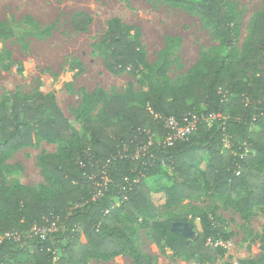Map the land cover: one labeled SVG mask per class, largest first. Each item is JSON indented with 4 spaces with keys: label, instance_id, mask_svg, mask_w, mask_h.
<instances>
[{
    "label": "trees",
    "instance_id": "16d2710c",
    "mask_svg": "<svg viewBox=\"0 0 264 264\" xmlns=\"http://www.w3.org/2000/svg\"><path fill=\"white\" fill-rule=\"evenodd\" d=\"M178 1L201 14L227 45L234 44L233 17L223 0ZM91 21L87 13H76L72 26L84 31ZM105 41L112 72L136 70L145 61L144 49L119 17L109 21ZM98 94L101 115L86 117L81 133L54 93L0 98V161L38 138L64 143L59 153L40 158L44 175L57 184L46 193L7 182L0 169V264H86L126 253L135 264H152L149 253L134 248V223L184 260L218 257L223 248L215 243L228 238L220 226L203 216L201 231L189 239L175 227L194 222L193 213L160 219L151 194L163 192L168 204L179 206L203 189L213 190L244 215L264 206V10L240 58L203 60L187 85L153 88L142 99L131 84L126 95L109 96L102 89ZM195 112L196 132L167 143L166 119L182 125ZM217 114L221 117L209 122L202 117ZM144 143L147 149L137 155ZM164 168H170L168 182L153 186L149 180ZM53 223L56 230L45 237L32 231ZM260 248L264 251V234Z\"/></svg>",
    "mask_w": 264,
    "mask_h": 264
},
{
    "label": "rangeland",
    "instance_id": "374dc122",
    "mask_svg": "<svg viewBox=\"0 0 264 264\" xmlns=\"http://www.w3.org/2000/svg\"><path fill=\"white\" fill-rule=\"evenodd\" d=\"M223 3L233 17L232 46L201 14L178 0H0V98L54 93L67 120L81 133L86 117L101 115L100 89L109 96L126 95L131 84L133 93L142 99L153 88L187 85L205 59L240 58L248 47L253 22L264 10V0ZM80 12L92 18L84 31L72 26L73 16ZM114 17L129 27L131 37L145 51V61L136 70L127 68L114 73L107 66L105 34ZM203 108L202 105L198 110ZM193 114L198 121V113ZM225 142H229L228 138ZM63 145L58 140L38 138L35 145L11 151L0 161L4 180H18L22 186L41 193L57 188L44 175L40 158L59 153ZM146 149L147 144H141L136 154ZM167 172L170 168H164L150 183H167ZM151 199L160 219L193 213L194 222H181L175 227L189 239L201 231L203 216L211 218L228 237L218 240L223 248L218 257L184 260L166 244L157 245L147 236L145 227L134 223V248L140 250L138 253H149L152 264H254L258 259L264 260L260 248L264 206L244 215L213 190L204 189L179 206L168 204L165 194L157 190ZM86 264H135V259L126 253L108 259L90 258Z\"/></svg>",
    "mask_w": 264,
    "mask_h": 264
},
{
    "label": "built area",
    "instance_id": "2783aa9c",
    "mask_svg": "<svg viewBox=\"0 0 264 264\" xmlns=\"http://www.w3.org/2000/svg\"><path fill=\"white\" fill-rule=\"evenodd\" d=\"M216 117H221V115L217 114V115L206 116L203 119L209 122L210 120ZM261 118L264 119V113L261 114ZM254 120L257 121L256 117L254 118ZM167 123H169V125ZM166 124L167 126H169L167 128L170 130L168 137L166 139V142L171 144L176 140H184L188 138V136L191 135L192 131L197 130L199 119L197 121L195 118V115L193 113H189L184 116L182 125H180V123L174 117L167 118ZM227 144H229V142H227ZM104 180L105 182H108L109 178L104 177ZM55 228H56L55 223H53L52 226H50L49 228L48 227H41V228L34 227L32 231L35 234H40L42 237H45L48 231H54L56 230ZM209 244H213V243L209 241ZM218 244L219 242L217 241L215 245H218Z\"/></svg>",
    "mask_w": 264,
    "mask_h": 264
}]
</instances>
